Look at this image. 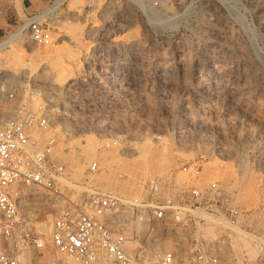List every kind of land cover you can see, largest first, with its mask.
I'll list each match as a JSON object with an SVG mask.
<instances>
[{"label":"rangeland","instance_id":"rangeland-1","mask_svg":"<svg viewBox=\"0 0 264 264\" xmlns=\"http://www.w3.org/2000/svg\"><path fill=\"white\" fill-rule=\"evenodd\" d=\"M32 17L48 26L49 44L29 40ZM16 34L0 49V71L28 73L52 97L65 125L56 153L76 168L73 179L97 158L89 179L139 196L149 178L180 183L178 165L199 161L246 212L239 228L264 239V0H0V41ZM68 59L79 74L64 94L63 83L50 84L55 63ZM99 135L122 140L101 150ZM83 136L98 142L87 160L69 144ZM41 222L50 226V216ZM55 254L48 248L36 262Z\"/></svg>","mask_w":264,"mask_h":264},{"label":"built area","instance_id":"built-area-1","mask_svg":"<svg viewBox=\"0 0 264 264\" xmlns=\"http://www.w3.org/2000/svg\"><path fill=\"white\" fill-rule=\"evenodd\" d=\"M27 30L33 44L50 43L48 26L38 18L28 21ZM74 82L60 91L68 94ZM46 94L28 73L0 71V264H53L36 262L48 248L77 264H238L228 226L239 228L246 212L203 174L199 161L178 165L180 183L174 176L149 178L139 196L89 179L100 171L97 158L73 179L70 164L56 153L55 127L65 125L56 122ZM99 140L108 150L122 137ZM45 213L48 241L35 225ZM210 218H222L225 226ZM203 225L219 232L204 237ZM261 246L251 263L243 258L242 264H264V239Z\"/></svg>","mask_w":264,"mask_h":264},{"label":"bare ground","instance_id":"bare-ground-1","mask_svg":"<svg viewBox=\"0 0 264 264\" xmlns=\"http://www.w3.org/2000/svg\"><path fill=\"white\" fill-rule=\"evenodd\" d=\"M225 1V0H223ZM78 10V9H76ZM75 10V11H76ZM213 10V8H212ZM80 11V10H78ZM77 13V12H76ZM85 13V12H84ZM79 14V13H78ZM81 15V13H80ZM91 15V14H90ZM79 17V16H78ZM92 24V23H91ZM87 25V24H86ZM85 25V27H86ZM96 26V24H94ZM83 27V26H82ZM93 28V25L92 26H89L88 29H91ZM82 30V28H81ZM94 31H97L94 29ZM87 32V31H86ZM120 32V31H119ZM155 32V31H154ZM99 33V32H98ZM74 35V34H72ZM69 36L71 41H75V36ZM78 35V34H77ZM111 35V34H110ZM125 36V35H124ZM17 37H19V34H16L14 35L12 38H9V39H6V40H3V41H0V49L3 48L4 45L8 44L11 40L13 39H17ZM129 37V36H128ZM110 38V37H109ZM114 38V37H113ZM116 38V37H115ZM121 38V37H120ZM124 38V37H123ZM113 40V39H112ZM111 40V41H112ZM115 40V39H114ZM117 40V39H116ZM115 40V41H116ZM126 40V39H125ZM123 39V41H125ZM129 40V39H128ZM131 40V39H130ZM129 40V41H130ZM118 41V40H117ZM127 41V42H129ZM76 42V41H75ZM74 43V42H73ZM113 43V42H112ZM126 43V42H125ZM124 43V44H125ZM12 44V43H11ZM77 44V43H76ZM111 44V43H110ZM95 45V44H94ZM87 50V49H86ZM87 54V53H86ZM97 54V53H96ZM74 54H71V57L73 56ZM61 57V56H60ZM70 57V58H71ZM66 58H69V57H66ZM59 60V59H58ZM74 60V58H73ZM66 61V60H65ZM72 61L69 62V59H68V63H64L63 61H59V62H56L55 65L53 66V72H54V75L52 76V80L53 82L50 84V85H54L53 83H63L72 77L71 73L74 72V73H77L79 74V68H78V65L76 64H73L71 63ZM75 62V61H74ZM45 63V62H44ZM47 63V62H46ZM45 63V64H46ZM47 65V64H46ZM48 67V66H47ZM31 72V71H30ZM29 72V73H30ZM52 72V74H53ZM131 72V71H130ZM31 74V73H30ZM81 74V73H80ZM74 75V74H73ZM163 76V75H162ZM74 78V77H73ZM74 80V79H73ZM67 83V82H66ZM55 84V85H56ZM65 85V84H64ZM47 96V100L48 102H51L52 99H48L50 98L51 96L49 94H46ZM52 98V97H51ZM65 127V126H64ZM56 129V133H55V136L57 138V140H59L60 138L58 137V132H59V128L58 126L55 127ZM60 136V135H59ZM84 138L81 140V139H75V140H70L69 144H73V145H76L77 148H78V154L77 156L78 157H83V159L87 160L88 158H91L94 153L96 152L95 151V148L97 147L98 145V142L92 138V137H88V136H83ZM60 141V140H59ZM68 144V143H67ZM69 145V147H70ZM143 147V146H142ZM165 147V146H164ZM59 148V147H58ZM62 148V147H61ZM98 148V147H97ZM68 149V148H67ZM149 149V148H148ZM77 150V149H76ZM97 150V149H96ZM99 150V149H98ZM164 150V148H163ZM165 152V150H164ZM163 153V152H162ZM146 158V157H145ZM165 158V157H164ZM109 161V160H108ZM86 162V161H85ZM117 162V161H115ZM163 162V161H162ZM114 163V162H113ZM145 163V162H144ZM72 164V163H71ZM222 165V164H221ZM71 166V169L74 171V167ZM216 166V165H215ZM108 167V166H107ZM83 168V167H82ZM81 168V169H82ZM80 169V168H79ZM78 169V171H79ZM146 169V168H145ZM81 172V171H79ZM74 173V172H72ZM214 173V172H213ZM216 174V173H215ZM73 176V174H71ZM145 176V175H144ZM181 176V175H180ZM224 176V175H223ZM146 177V176H145ZM179 177V176H178ZM76 178V177H74ZM237 182V181H236ZM239 183V182H238ZM238 187V186H237ZM227 189V188H226ZM233 189V188H232ZM117 192V191H116ZM119 193L121 194H125L124 192H120L118 191ZM245 194V193H244ZM239 198L240 197V194H238ZM243 197V196H242ZM244 200V201H243ZM243 200H240L239 203L243 204V205H246L247 207L250 206L249 202H247V200L245 201V199ZM239 201V200H238ZM247 202V203H246ZM210 221L213 222L214 224L215 223H219L220 225L222 226H225V223L223 221L222 218H210ZM48 222V221H47ZM230 229H232L235 233L234 236H232V239H231V247L233 249V252H234V255L236 256V259H237V262L238 264H242V260H243V256H246V260L249 259V258H253L255 256V254L258 252L259 250V245L261 244V239L259 237H255L253 235H251L250 233L246 232V230L244 231L243 229H240L238 227H231V226H228ZM201 229V233L204 237H215V234L219 232L218 228L215 227V225H203L200 227ZM264 230V229H263ZM37 231L43 235V238L45 240L48 241V235H49V226H47V224H45V222H41L39 224V226L37 227ZM47 254V253H46ZM57 254V253H56ZM54 257H50L49 258V261L53 264H77V263H73V262H70L69 260L65 259V260H60L58 255L57 254ZM61 256V255H59ZM62 257V256H61ZM101 264H106L105 262L101 263Z\"/></svg>","mask_w":264,"mask_h":264}]
</instances>
